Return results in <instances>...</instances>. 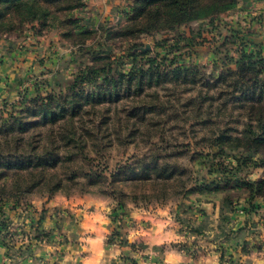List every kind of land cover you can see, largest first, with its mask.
Returning <instances> with one entry per match:
<instances>
[{
	"label": "trees",
	"instance_id": "1",
	"mask_svg": "<svg viewBox=\"0 0 264 264\" xmlns=\"http://www.w3.org/2000/svg\"><path fill=\"white\" fill-rule=\"evenodd\" d=\"M82 5L83 0H0V34L38 23L41 29L73 24L81 35L87 36L89 30L78 25L75 19L63 16ZM237 5L238 0H134L129 22L117 34L132 36L134 31L150 34L158 30L172 31L194 20L211 22ZM69 32L70 28L63 34L69 35ZM166 41L165 38L156 41V47L165 48L168 46ZM180 42L190 50L195 48L191 36L179 33L170 50H177ZM231 42L237 45L238 56L228 55L227 51L222 63L224 67L217 75L213 74L211 80L203 78L197 63L178 61L175 65L164 64L157 61L158 51L155 57H151L148 52L136 51L134 45L128 49L127 56L138 64H131L126 71L112 73L110 57L102 51L91 50L88 51L91 63L80 64L66 90L59 86L49 90L36 88L29 101L25 102L26 96H23L10 110L1 108L0 195L18 199L38 188L49 195L62 191L67 193L66 190L84 182L85 186L110 188L107 191L101 188L100 193L112 195L119 208H125L124 199L128 197L140 199L142 196L148 201L173 195L179 201L191 202L207 200L211 194L221 193L232 203L234 210H242L250 216L256 213V203L264 200V56L259 47L250 50L240 38ZM171 83L203 84L216 92L217 97L209 99L219 98L224 109L231 106L245 118L241 129L228 127L200 139L202 145L216 148L217 152L235 148L245 153L241 158L228 155L224 160L214 156L215 165L220 168L218 171L224 174V181L219 177L210 181L203 178L188 185L185 180L186 176L189 178L187 171L175 163L169 164L164 160L160 163L163 156L157 152L159 150H151L150 154L136 158L133 164L96 171L91 157L85 154L84 145L75 141V136L79 135L76 120L90 114L84 108L119 101L126 96H145L146 90ZM134 108L129 114L138 116L140 108ZM65 125L66 134L60 132L62 128L55 130L56 126ZM84 133L91 134L87 130ZM216 171L213 168L208 173L213 175ZM141 182H150V189L147 184L139 185ZM127 184L133 188L131 191L123 190V185ZM114 241L126 243L133 250L145 248L142 243L123 241L121 227L108 236V243ZM242 248L247 250L245 246Z\"/></svg>",
	"mask_w": 264,
	"mask_h": 264
},
{
	"label": "rangeland",
	"instance_id": "2",
	"mask_svg": "<svg viewBox=\"0 0 264 264\" xmlns=\"http://www.w3.org/2000/svg\"><path fill=\"white\" fill-rule=\"evenodd\" d=\"M133 4L134 0H83L82 6L63 14L65 18L75 19L78 25L89 30L90 34L87 36L81 35L78 27L73 24L41 29L38 23L27 24L18 30L0 34V62L10 65L8 71H2V76L6 85L9 84V78L12 79V83L14 82L11 83L10 88H7L9 95L0 96V109L5 107L10 110L12 105H17L23 96H26L25 102L29 101L31 92L36 88L49 90L51 87L59 86L66 90L80 64L91 63L92 57L88 52L91 50L102 51L110 57L112 73L126 71L131 64H138L135 60L133 62L132 57L127 56L128 49L134 45L136 51L148 52L151 57H155L158 51L160 54L157 61L164 64L175 65L178 61L187 64L197 63L203 78L209 80L224 67L222 63L227 51L228 55L238 56L237 45L231 41H239L240 38L247 43L250 50L259 47L264 56V0H238V5L234 9L219 14L211 22L207 19L194 20L187 25L175 27L172 31L158 30L150 34L134 31L132 36H118L117 33L129 22V17L133 13ZM69 28L71 33L64 35L63 33ZM39 29L41 30L38 32ZM179 33L193 38L195 47L193 50L181 42L177 50H170ZM163 38L167 40L168 46L157 48L156 41ZM9 52H14L15 58L1 60L4 58L2 53ZM13 59L18 63L15 67ZM215 93L203 84L171 83L146 90L145 96H140L141 99L126 96L119 101L103 102L93 107L86 106L84 109L90 114L76 120L75 126L79 135L75 136V141H78L79 145H84L85 154L91 157L92 166L96 171L105 168L113 170L125 163L133 164L136 158L150 154L151 150H159L157 152L163 156L160 163L163 160L169 164L175 163L178 168L187 171L189 178L186 176L185 180L189 182L188 185L202 181L203 178L210 181L214 177H219L224 181V174L218 171L220 168L216 167L214 156L224 160L228 155L241 158L245 153L235 148H225L217 152L216 148L210 149L207 145H202L200 139L228 127L241 129L246 120L239 110L231 106L224 109L219 98L209 99L211 96L217 97ZM134 107L140 108L137 112L138 116L129 114L135 110ZM151 107L154 108L149 111L144 110ZM59 128L63 129L60 130L61 133H67L66 125L56 126L55 130L59 131ZM86 130L91 134H82ZM131 131H134L133 135H129ZM246 155L256 157L255 154ZM213 168L217 171L212 175L208 170ZM146 184L150 189V182ZM146 184L141 182L139 185L146 186ZM101 188L106 191L110 189L102 185L85 186L82 182L66 190L67 193L62 191L49 195L45 190L38 188L18 199L0 195V219L5 221L4 224L0 223V234L8 241H13L10 239H16L18 234L27 231L24 227L25 222L10 224L9 221L13 219L10 217L15 213L9 212L8 206L21 207L27 219H35L34 206L40 205L38 201L54 198L56 195L99 196L108 201V205L118 209L119 206L113 196L100 193ZM122 188L127 192L133 189L128 184L123 185ZM211 196L231 203L224 199V194L213 193ZM139 198L124 199L125 207H128V204L155 206L173 205L179 202V199L173 195L160 200L153 198L148 200L149 202L143 200L142 196ZM182 202L187 201L182 200ZM257 204L258 202L256 206ZM125 210L126 208L123 210V216ZM122 225L123 222L119 223V227ZM33 226L29 227L30 233H33L32 237L40 238L42 234L45 236L44 233L39 232L36 225L35 229ZM41 242L45 241L42 239ZM253 247L259 248L260 244L256 242Z\"/></svg>",
	"mask_w": 264,
	"mask_h": 264
},
{
	"label": "crops",
	"instance_id": "3",
	"mask_svg": "<svg viewBox=\"0 0 264 264\" xmlns=\"http://www.w3.org/2000/svg\"><path fill=\"white\" fill-rule=\"evenodd\" d=\"M2 54L4 61L15 58L14 52ZM9 66L0 62V96L9 95L12 79L6 85L2 76ZM38 203L35 219H27L21 207L8 206L15 213L10 224L25 222L28 232L13 241L0 234V264H264V200L251 216L211 196L173 205L128 204L124 216V208L114 209L104 198L88 194L56 195ZM122 222V240L142 243L143 250L107 242ZM33 224L47 235L32 237ZM256 242L259 248L253 247Z\"/></svg>",
	"mask_w": 264,
	"mask_h": 264
},
{
	"label": "water",
	"instance_id": "4",
	"mask_svg": "<svg viewBox=\"0 0 264 264\" xmlns=\"http://www.w3.org/2000/svg\"><path fill=\"white\" fill-rule=\"evenodd\" d=\"M148 47H146V49H147Z\"/></svg>",
	"mask_w": 264,
	"mask_h": 264
}]
</instances>
